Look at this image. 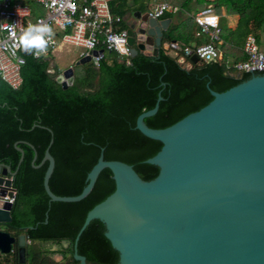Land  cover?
Returning <instances> with one entry per match:
<instances>
[{"label":"trees","instance_id":"obj_1","mask_svg":"<svg viewBox=\"0 0 264 264\" xmlns=\"http://www.w3.org/2000/svg\"><path fill=\"white\" fill-rule=\"evenodd\" d=\"M209 3L215 12L223 7L237 15L233 28L220 27L221 63L194 61L187 56L184 61L189 66L185 67L159 47L155 56L138 51L126 64L117 60L113 52L104 51L97 66L92 62L72 65V81L62 88L56 81L60 71L51 64L50 57L24 56L20 86L11 89L0 80V162L14 171L12 186L16 192L10 225L16 236L23 234L27 240L25 264H55L46 256V250L33 242L66 239L70 247L62 252L71 253L73 238L85 213L114 188L111 172L104 168L82 199L49 201L42 188L47 162L33 165L39 164L50 139L48 152L54 166L48 188L57 196L77 195L100 148L104 160L127 164L147 159L158 151L160 142L134 128L136 116L151 109L157 95L161 99L155 113L143 118L149 128L166 127L199 109L212 98L208 89L221 92L249 77L243 72L236 75L232 64L245 58L241 46L248 33L264 45V0H184L179 13ZM195 27L192 18L186 16L171 23L162 40L189 46L191 42H206L207 38L193 36L198 31L197 27L194 31ZM15 142L22 150L19 163ZM131 167L143 180L152 179L158 170L146 162ZM103 232L102 223L93 219L77 239V253L89 264L117 262V252ZM12 256L13 264H19L17 249Z\"/></svg>","mask_w":264,"mask_h":264},{"label":"water","instance_id":"obj_2","mask_svg":"<svg viewBox=\"0 0 264 264\" xmlns=\"http://www.w3.org/2000/svg\"><path fill=\"white\" fill-rule=\"evenodd\" d=\"M157 24L142 14L128 25L131 55L157 54L161 33L147 32ZM87 62L89 57L84 56L73 65ZM56 81L62 88L69 85L71 67ZM208 91L210 101L166 127L149 128L143 123L155 113L160 95L151 109L136 116L134 128L161 144L154 155L135 162L157 167L150 180L137 175L131 167L135 163L104 160L100 148L81 191L54 195L47 185L54 166L49 140L39 164L33 165L47 162L42 188L49 201L82 199L104 168L114 183L113 191L85 213L73 238V258L79 264H85L84 256L76 254L75 245L93 219L102 223L104 237L117 252L116 264H264V74H250L221 92ZM14 147L20 153L19 163L22 150L16 142ZM34 158L35 153L31 164ZM13 175L0 162V264H8L5 258L15 246L19 264H25V236L15 238L4 228L11 221L12 205L2 197Z\"/></svg>","mask_w":264,"mask_h":264},{"label":"built area","instance_id":"obj_3","mask_svg":"<svg viewBox=\"0 0 264 264\" xmlns=\"http://www.w3.org/2000/svg\"><path fill=\"white\" fill-rule=\"evenodd\" d=\"M112 0H0V80L11 89L21 84V67L24 52L34 59L48 58L63 46L82 49L77 59L89 57L95 66L103 52H113L119 61L129 63L131 47L126 42V30L118 26L121 17L111 12ZM135 1V0H129ZM147 17L158 19L169 10H174L165 0H141ZM31 5L41 9L34 15ZM192 20L199 33H205L208 40L197 45H186L179 41H163L160 46L165 53L176 58L179 64L188 67L184 59L195 56L203 62H222L218 47V17L210 5H205L192 14ZM32 35L39 34L44 43L40 47L30 46L27 50L21 38L29 29ZM35 29H44L37 33ZM25 47V48H24ZM102 50L98 53V50ZM241 51L245 58L232 64L235 71L248 74H264V47L254 35H245ZM250 71V72H249ZM10 179V177H7ZM2 200L13 204L15 189L10 184L4 187ZM10 194L8 196L7 194Z\"/></svg>","mask_w":264,"mask_h":264},{"label":"crops","instance_id":"obj_4","mask_svg":"<svg viewBox=\"0 0 264 264\" xmlns=\"http://www.w3.org/2000/svg\"><path fill=\"white\" fill-rule=\"evenodd\" d=\"M135 1H140L141 2V4H140L141 6L140 7L143 10H140V9H133L131 11L127 10L124 7V5H127V7L130 6V1L129 0H112L111 1V4H110V6H111V12L112 13H115V14H117V15H119L121 17V23L118 24V26L120 28H124L126 30L128 28V25L133 24V23L135 24L138 21L139 16H141L144 13L145 8H144V5H143L142 1L141 0H135ZM165 1L171 7H175V9L172 10V11L171 10L166 11L164 13V14H167L168 13L170 15L169 17H164V18L163 17H160V18L156 19L157 22H158V24H157V27L154 30H151V28H148L147 29V32L149 34H156V29L158 31H160V33H161V41H160V43L163 42V41H167V40H162V37H163V33L165 32V30L167 29V27L171 23H173V24L174 23H177L179 20L183 19L186 16H189V17L192 18V14L195 13L198 9H200V8L203 7V6H201L197 10H194L193 8H191L189 11H183V12H180L179 13L180 6L184 2V0H176V1L175 0H165ZM126 3H128V4H126ZM206 5H210L212 7L213 11L215 12L212 4L209 3V4H206ZM215 14L218 17L219 28L221 26H225V27H228V28H233L235 26L236 20H237V15L234 14L229 9L221 7L218 12H215ZM194 31H196V27H195V30ZM193 36L194 37H198L199 36L200 39H206L207 38V40H208L207 34H205V33H199V31H197L196 33L194 32L193 33ZM192 45H196V44H194L193 42H191L190 43V46H192ZM63 47H65V46H63ZM60 48L61 47H59L55 51L60 50ZM51 55L49 56L50 58H51ZM76 60H77V58H76ZM227 61L231 62V58H228ZM51 63H52V59H51ZM71 63L73 64L74 63V60H72L70 62V64ZM10 233L13 234L14 232L12 233V231H11Z\"/></svg>","mask_w":264,"mask_h":264},{"label":"rangeland","instance_id":"obj_5","mask_svg":"<svg viewBox=\"0 0 264 264\" xmlns=\"http://www.w3.org/2000/svg\"><path fill=\"white\" fill-rule=\"evenodd\" d=\"M176 1V0H175ZM128 4V3H126ZM141 2L140 1H130V6L127 7V5H124V7L131 11L133 9H140L143 10L140 6ZM32 10L34 11V15L37 14H41L42 11L41 9L37 8L34 5H31ZM262 47H264V45H261ZM80 51H82L81 48L76 47V46H65V47H61L60 50L53 52V54L51 55V59H52V63L54 68L58 69L60 71V73L65 70L66 68L72 67V63L70 64V62L72 60H76V58L78 57ZM105 55H109V53H104ZM51 63V64H52ZM41 249L46 250L47 254H50V256L54 259V260H58L59 256L57 255V249H58V245L55 244H51L49 242H45V243H40L37 244Z\"/></svg>","mask_w":264,"mask_h":264},{"label":"flooded vegetation","instance_id":"obj_6","mask_svg":"<svg viewBox=\"0 0 264 264\" xmlns=\"http://www.w3.org/2000/svg\"><path fill=\"white\" fill-rule=\"evenodd\" d=\"M4 228H5V230H7L9 232H11V231H12V233L14 232V230L11 229L10 223L6 224V226ZM14 233L12 235L15 238H17L19 235L16 236ZM33 243L35 245L36 244H40L39 242H33ZM49 243L55 244V245H58L59 246L58 249H57V255L59 256V259L57 261L54 260L50 256V254H47L46 253V256L52 262H54L55 264H79V262L73 258V242H72V247H71V253L69 252V250L68 251H65V252H62L63 250H66L67 248L70 247V241L69 240L63 239V240H60L59 242H49ZM15 249H17L16 246L14 247L13 252L10 253L9 255H7L6 258H5L7 260V262H8V264H13V261H12V257L13 256L12 255H13ZM75 252H76V254H78L77 253V250H76V245H75ZM78 255H80V254H78ZM81 256H83V255H81ZM84 262H85V264H89V263H87L85 261V257H84Z\"/></svg>","mask_w":264,"mask_h":264},{"label":"clouds","instance_id":"obj_7","mask_svg":"<svg viewBox=\"0 0 264 264\" xmlns=\"http://www.w3.org/2000/svg\"><path fill=\"white\" fill-rule=\"evenodd\" d=\"M37 33L44 31V29H35ZM33 29H29L28 32L24 34V36L21 38V41L26 46H36L40 47L43 45L44 41L41 38L39 34L32 35Z\"/></svg>","mask_w":264,"mask_h":264}]
</instances>
